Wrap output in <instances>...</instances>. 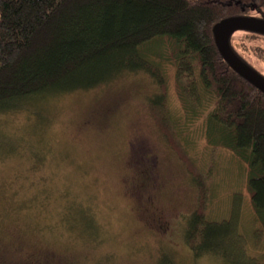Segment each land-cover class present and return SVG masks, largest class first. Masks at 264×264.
<instances>
[{
    "label": "rangeland",
    "instance_id": "obj_1",
    "mask_svg": "<svg viewBox=\"0 0 264 264\" xmlns=\"http://www.w3.org/2000/svg\"><path fill=\"white\" fill-rule=\"evenodd\" d=\"M231 42L264 76V38L236 32ZM172 83L168 105L177 112ZM160 94L147 75H129L37 104L34 115L0 117V246L7 249L0 258L22 260L37 251L58 264H159L164 252L174 264H228L195 259L185 242L184 220L199 197L149 115L148 102ZM182 135L180 144L206 180V219L235 218L246 256L260 263L264 241L245 168L231 153L208 147L195 127Z\"/></svg>",
    "mask_w": 264,
    "mask_h": 264
},
{
    "label": "trees",
    "instance_id": "obj_2",
    "mask_svg": "<svg viewBox=\"0 0 264 264\" xmlns=\"http://www.w3.org/2000/svg\"><path fill=\"white\" fill-rule=\"evenodd\" d=\"M237 16L264 20V0H0V117L147 75L161 91L148 102L149 115L197 188L198 205L184 220L193 257L264 264L246 256L235 218L206 219L205 177L178 140L195 127L208 147L236 157L264 241V95L223 61L212 35L215 25ZM232 37L231 49L245 62ZM169 81L177 112L168 105ZM83 226L89 230V220ZM160 257L159 264H174L168 253ZM58 263L37 251L22 260L0 258V264Z\"/></svg>",
    "mask_w": 264,
    "mask_h": 264
},
{
    "label": "water",
    "instance_id": "obj_3",
    "mask_svg": "<svg viewBox=\"0 0 264 264\" xmlns=\"http://www.w3.org/2000/svg\"><path fill=\"white\" fill-rule=\"evenodd\" d=\"M236 32L264 37V20L245 16L231 17L218 23L212 29L215 46L223 61L241 79L264 95V77L243 62L230 47V39Z\"/></svg>",
    "mask_w": 264,
    "mask_h": 264
},
{
    "label": "flooded vegetation",
    "instance_id": "obj_4",
    "mask_svg": "<svg viewBox=\"0 0 264 264\" xmlns=\"http://www.w3.org/2000/svg\"><path fill=\"white\" fill-rule=\"evenodd\" d=\"M258 73V72H257ZM260 74V73H259ZM261 75V74H260ZM262 76V75H261ZM264 77V76H263Z\"/></svg>",
    "mask_w": 264,
    "mask_h": 264
}]
</instances>
